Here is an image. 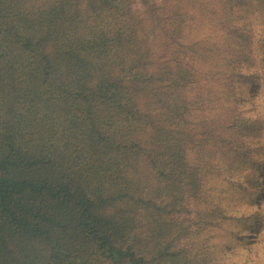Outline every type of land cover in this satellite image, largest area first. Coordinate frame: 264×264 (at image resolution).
<instances>
[{
  "label": "trees",
  "instance_id": "obj_1",
  "mask_svg": "<svg viewBox=\"0 0 264 264\" xmlns=\"http://www.w3.org/2000/svg\"><path fill=\"white\" fill-rule=\"evenodd\" d=\"M263 195L264 0H0V264H234Z\"/></svg>",
  "mask_w": 264,
  "mask_h": 264
},
{
  "label": "rangeland",
  "instance_id": "obj_2",
  "mask_svg": "<svg viewBox=\"0 0 264 264\" xmlns=\"http://www.w3.org/2000/svg\"><path fill=\"white\" fill-rule=\"evenodd\" d=\"M260 95L258 96L260 97ZM254 106L262 108V100L258 99L256 104L251 105V107ZM254 112H255V108L250 111V113L252 114ZM239 210L240 212H246L247 208L243 204H240ZM260 210H264V208L261 207ZM258 232L262 233V231H258ZM244 235L246 236L248 234H244ZM258 236L259 235H256L254 239H257ZM249 239L253 240V237H250ZM249 245L252 246V249H248L247 248L248 244H244V243L243 245L237 246V248L230 249V251L228 252V259L234 264H240V262H242L244 259L245 261L243 263L245 264H264V242L262 244L259 242L258 245H253V243Z\"/></svg>",
  "mask_w": 264,
  "mask_h": 264
}]
</instances>
